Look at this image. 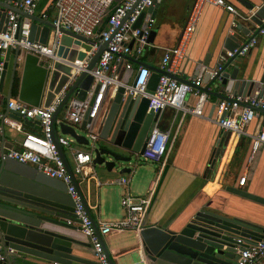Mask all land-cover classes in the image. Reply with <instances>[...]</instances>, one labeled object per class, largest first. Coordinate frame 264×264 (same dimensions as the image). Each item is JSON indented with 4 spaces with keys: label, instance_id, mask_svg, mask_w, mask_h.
I'll return each instance as SVG.
<instances>
[{
    "label": "water",
    "instance_id": "water-1",
    "mask_svg": "<svg viewBox=\"0 0 264 264\" xmlns=\"http://www.w3.org/2000/svg\"><path fill=\"white\" fill-rule=\"evenodd\" d=\"M159 1L155 0L146 11H142L133 27H142L141 19L147 16L152 17L153 8L157 7ZM229 1L234 2L237 18L231 19L221 33L217 53L221 49L232 50L239 46L244 39L240 35H248L249 25L256 26V31L264 28V0ZM117 2L114 0L113 3ZM7 10H13L29 18V39L41 43L46 42L52 28L50 21L39 18L34 13L25 14L10 3L2 1H0V31L4 30ZM106 16L102 18L99 27L104 25ZM153 37L154 30L151 28L145 38L142 51L152 42ZM92 42L83 36L65 32L59 40L55 56L68 61L74 58L81 59L84 56L82 50H88ZM131 43L132 41L128 45L130 46ZM103 48V43L98 45L84 70L80 71L70 84L60 104L53 112L51 117L53 138L56 135L54 120L58 112L66 105L69 96L73 95L79 99L84 97L92 81L88 70L93 68ZM156 48L161 56L166 47ZM9 53L10 49H6L3 56L0 87L6 72ZM19 54L18 49L13 50L6 101L11 94L13 77L17 73L16 63ZM20 63V72L18 76L16 75L18 77L16 99L32 106H46L53 95L58 92L70 70L67 64L58 60L30 53H23ZM134 64L132 71H135L138 65H145L144 62L138 60L134 61ZM205 67L206 62L202 61L199 66H196L192 77L201 78L202 89L207 95H212L217 99L224 97L225 93L264 97V51L256 62L250 64L238 61L236 56L229 57L223 62H216L209 67L213 70L218 67L213 75L204 71ZM148 68L150 75L146 89L152 91L158 76L165 72L151 65ZM121 73L122 66L119 64L118 76ZM169 76L177 80L181 79L174 74H169ZM123 92L124 88L121 85H116L114 88L108 86L102 92L93 117H88L91 111L89 107L78 125H70L65 121L58 123L60 134L67 135L73 143L87 148L93 168L101 167L106 172L116 170L119 174L133 171L138 162L137 155L143 148L154 120L151 110L146 109L147 98L140 96L131 99L129 94ZM96 95L97 85L92 90L91 105ZM6 112L8 115L4 113L0 117V253L5 255L4 263H16L14 258H21L17 255L56 261L58 264H70L71 261L84 262L85 260L74 254L73 250L78 248L77 245L90 246V244L88 238L71 224L76 219L73 214V203L65 192L64 183L36 170L30 164L20 163L5 156L4 149L11 148V144L1 137L4 126L3 118L8 116L16 120L20 119L11 110H6ZM187 120L188 115L186 114L176 115L174 125L168 134L166 143L168 151L166 156L163 155L166 163L171 161L176 151ZM31 121L37 122L36 118L24 119V122ZM86 123H88L87 127ZM88 133H93L94 138H88L86 136ZM228 138L229 132L220 129L209 151L207 169L203 176L205 180L216 168ZM57 148L72 178L75 190L87 210L94 231L98 235L94 218L85 204L60 147L57 146ZM58 182L61 184L60 188ZM224 189L264 206V189L257 194L233 186H225ZM137 236L138 244L134 254L138 264H235L237 250L243 248L245 241L248 239L257 241L264 238V223L248 215L230 213V210L218 208L208 201L191 207V210L184 215L174 217L167 222L151 224L144 222L143 219V227ZM99 238L109 264H114L102 238L100 236ZM237 239H240V242ZM8 248H11L12 252L7 253ZM24 258L21 259L24 260ZM252 264H264V256L259 257Z\"/></svg>",
    "mask_w": 264,
    "mask_h": 264
},
{
    "label": "built area",
    "instance_id": "built-area-1",
    "mask_svg": "<svg viewBox=\"0 0 264 264\" xmlns=\"http://www.w3.org/2000/svg\"><path fill=\"white\" fill-rule=\"evenodd\" d=\"M155 0H53L54 15L50 20L52 28L45 43L28 38L30 20L13 10L6 11V24L0 31V72L3 69L4 53L6 49H18L22 53H30L36 56L50 57L70 67L66 80L55 93L46 106H32L16 98L8 99L5 103L6 110H11L19 120L36 118L38 130L36 132H24L18 141L17 147L9 148L5 156L20 163L32 165L36 170L45 175L61 180L65 185V192L73 203V214L76 219L75 228L88 238L93 256L98 264H109L107 255L102 247L101 240L110 231L131 230L136 234L143 227V219L150 201V191L145 195L134 196L129 193L127 187L120 197V205L123 215L119 219L99 221L96 223L98 235L89 219L74 183L69 175L65 162L59 153L57 146L70 150L73 165L69 166L71 174L77 184L86 178L85 167L91 163V156L87 149H73L72 139L65 134L55 135L53 138L51 117L60 104L70 84L75 80L80 71L94 55L99 44H104L93 68L88 70L92 77L91 84L82 99L71 95L66 100V111L61 119H55L54 124L65 121L70 125L79 124L86 110L90 107L88 117H93L94 112L106 87L112 88L121 85L124 94H129L131 99L143 96L147 98V110H151L153 125L150 128L141 152L137 155L138 161L160 162L164 160L168 130L158 127L161 112L170 107L180 111L182 115H202V107L207 98V93L202 89L203 83L199 77H183L177 80L169 74L178 72L190 37L198 22L202 8L205 4H212L226 12L237 14L234 6L226 0H192L186 13L176 42L165 48L159 59L158 68L165 73L158 76L152 91L146 89L150 70L145 65H138L132 71V62L138 60L145 38L153 25V17L147 16L142 27H133L138 15L151 6ZM13 7L22 10L25 14H33L37 0H9ZM107 15V16H106ZM106 16L102 28L99 27L102 18ZM45 19V14L41 15ZM65 32H71L92 40L88 50L81 59L74 58L68 61L65 58L56 57L55 50L59 40ZM264 28L258 29L254 34L246 36L239 46L232 50H225L219 55V62L232 56H244L256 44L257 35L262 34ZM131 43L129 46L128 44ZM122 66V73L118 76V65ZM215 68L210 75L215 73ZM126 72L123 78L122 74ZM97 85V95L90 104V97L94 86ZM193 98L191 104L185 103V97ZM264 109L263 96H250L246 94L225 93L214 104V117L210 119L229 136L245 135V127L258 113ZM2 114H0V117ZM6 117L3 118L4 124ZM19 120L13 119L8 124L20 130ZM88 123H86L87 127ZM88 138L93 139L94 134L88 133ZM253 143V150L264 144V121L253 133L248 134ZM76 177V179H75ZM244 177H240L238 185H242ZM117 182L126 186L127 179L120 177ZM240 242V239H237ZM12 252L11 248L6 250ZM264 256V238L257 241L248 239L242 249L237 250L235 264H252L259 257ZM5 255L0 253V261L4 263ZM56 264V263H53Z\"/></svg>",
    "mask_w": 264,
    "mask_h": 264
},
{
    "label": "crops",
    "instance_id": "crops-1",
    "mask_svg": "<svg viewBox=\"0 0 264 264\" xmlns=\"http://www.w3.org/2000/svg\"><path fill=\"white\" fill-rule=\"evenodd\" d=\"M7 2L9 0H0ZM119 1V0H117ZM191 0H160L157 7L153 8L154 37L138 57V61L144 62L145 66H159V50L156 47L172 46L185 19ZM227 1V0H226ZM234 6V2L227 1ZM147 8L144 10L146 11ZM34 14L50 21L54 15L53 0H37ZM237 15L226 12L212 4H205L200 17L194 27L187 49L176 76L179 78L194 76L196 66L202 61L206 62L204 71L210 72L219 55L224 53L220 47L221 33L226 29L231 19ZM147 17L141 19V25ZM43 19V18H42ZM232 23V22H231ZM100 26V28H102ZM248 35L256 32V26L249 25ZM231 32V31H228ZM248 35L241 34L245 38ZM264 51V32L257 35L256 44L244 56L237 57L243 63L256 62ZM23 53L17 56L16 75L20 72V62ZM13 62V49L7 57V67L2 85L0 87V114L6 112L7 91L9 88V73ZM135 65L132 62V66ZM126 72L122 74L125 77ZM127 76V75H126ZM201 79V78H200ZM12 89V86H11ZM224 94V93H223ZM111 97V95H110ZM16 98V94L9 95V99ZM217 97L208 95L203 107L202 115H188L183 133L178 141L176 151L169 163L164 160L160 162L138 161L133 171L119 174L116 170L106 172L101 167H94L88 163L84 168L87 172L86 178L77 182V186L84 198L85 204L94 218L95 223L99 221L116 220L122 217L123 210L120 205V197L126 187L134 196L145 195L150 191L149 206L144 216V222L151 224L167 222L177 216H182L195 205L210 202L218 208L230 210V213L248 215L256 221L264 223V206L251 200L241 198L226 191L225 186H233L248 190L251 193H259L264 189V144H259L253 150V143L248 134L253 133L264 121V109L252 118L245 127V135L229 136L222 156L208 179H204L209 160V151L216 140L220 128L211 121L214 117V104ZM193 98L185 97V103L191 104ZM108 104V103H107ZM66 111V105L60 109L57 119H61ZM181 112L170 107L165 108L160 115L158 127L171 131L176 115ZM182 115V114H181ZM14 118L6 116V123L1 131V137L5 142L11 144V148L17 147L18 141L24 132H36L38 127L34 121L24 122L19 120L20 130L8 124ZM16 120V119H15ZM17 121V120H16ZM78 125V124H76ZM54 132L59 135L58 124L54 126ZM73 149L82 150V145L72 143ZM64 159L69 166L73 165L70 150L60 148ZM166 149V153H167ZM6 152V149H4ZM165 153V156H166ZM138 168V169H137ZM137 169V171H136ZM244 177L242 185H238L240 177ZM127 179L126 186L117 182V179ZM76 179V177H75ZM58 187L61 184L58 182ZM55 190V189H53ZM56 191V190H55ZM75 226L74 222H71ZM104 246L110 254L114 264H138L136 263L134 251L137 248L138 236L131 230L110 231L102 237ZM73 253L83 258L84 262L71 261L70 264H96L90 246H79ZM24 258L25 255H17ZM14 258L13 264H53L56 261L39 260L26 256L24 260Z\"/></svg>",
    "mask_w": 264,
    "mask_h": 264
},
{
    "label": "trees",
    "instance_id": "trees-1",
    "mask_svg": "<svg viewBox=\"0 0 264 264\" xmlns=\"http://www.w3.org/2000/svg\"><path fill=\"white\" fill-rule=\"evenodd\" d=\"M17 85H18V77L15 75L13 77L12 89H11V92H12L13 95L16 94Z\"/></svg>",
    "mask_w": 264,
    "mask_h": 264
},
{
    "label": "rangeland",
    "instance_id": "rangeland-1",
    "mask_svg": "<svg viewBox=\"0 0 264 264\" xmlns=\"http://www.w3.org/2000/svg\"><path fill=\"white\" fill-rule=\"evenodd\" d=\"M81 149H87V148H84V147H83V148H81ZM137 169H138V168H137ZM137 169H136V171H137Z\"/></svg>",
    "mask_w": 264,
    "mask_h": 264
}]
</instances>
